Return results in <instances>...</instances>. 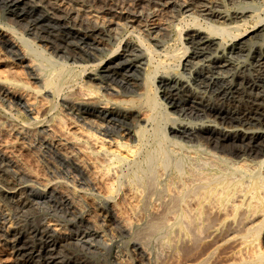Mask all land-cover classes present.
I'll return each instance as SVG.
<instances>
[{
	"label": "bare ground",
	"instance_id": "obj_1",
	"mask_svg": "<svg viewBox=\"0 0 264 264\" xmlns=\"http://www.w3.org/2000/svg\"><path fill=\"white\" fill-rule=\"evenodd\" d=\"M229 1L231 13L218 0H0L30 35L80 60L56 65L0 23V101L26 114L25 123L0 121V264H264V20L242 30L253 0ZM101 15L157 43L170 22L190 17L181 72H157L154 46L141 40L107 49L112 23ZM108 75L133 91L122 94ZM61 97L89 127L54 115ZM212 109L219 122L207 117ZM98 122L107 126L91 129ZM34 126L44 133L38 150L69 169L23 161ZM224 143L242 150L225 152ZM30 188L66 197L89 224L83 235L100 236L112 254L79 251L65 223L37 211Z\"/></svg>",
	"mask_w": 264,
	"mask_h": 264
},
{
	"label": "rangeland",
	"instance_id": "obj_2",
	"mask_svg": "<svg viewBox=\"0 0 264 264\" xmlns=\"http://www.w3.org/2000/svg\"><path fill=\"white\" fill-rule=\"evenodd\" d=\"M209 2L213 3V5H215L214 2H216V0H209ZM218 3L221 4L220 5V6H222L221 8L223 10H225L226 13L227 12L231 13V11L236 10V8L234 9L231 6L229 0H218ZM237 5H239V4H237ZM249 5H250L249 10L251 11L252 17L246 19V24L241 27L242 30L251 27L252 25H254V23L257 20H264V0H253L252 2L249 3ZM192 7H194V10H196L195 8H197L193 5H192ZM8 17L9 16L8 15L6 16V14H4L0 8V23L14 29L16 31L17 37H19L25 41L24 45H26V47H28L31 44L39 47L37 50V53L43 55L45 57V59L46 58L49 59L51 62H53L56 65H65L66 64V65L75 67L77 65V63H79L80 60L77 59L78 57L76 56V54H74V52H73L74 55L70 51H67V53L64 52L65 53L64 54L63 51L61 52L60 48L57 46L58 43H57V45H54V46H52L51 44L49 45V43L47 44L45 42L41 43L42 42L41 40H38V38H35L36 35L37 36L40 35L38 32H37L38 34L35 35V33H34V34H32L33 35L32 36L26 31L27 26L25 27L24 23L18 22V21L15 22L16 20L12 21V19L10 17L9 18ZM100 19L102 21H107V22L111 21V23L113 21H116L107 15H101ZM179 21L172 22V23L168 22L169 23L168 24L169 29L166 33V36L164 35L162 38H160V39H162V42L160 40L159 43L153 42L151 40L150 41L146 40L148 37L147 33L142 31L138 27L129 28V27L120 25V27L117 26L115 28L113 23H112V24H110V28L112 31H110L109 39H107V43H108L107 49L109 48V50H114V49H117V47L121 49L124 46L133 47L134 45H136L141 40L147 46L149 45L152 48L154 46V48L152 49L154 53L157 50L159 51V53L158 52H156L155 54L153 53V57H154V60L156 63L153 62L152 66H154L155 68H157V67L159 68V69L157 68V72H163V71L181 72L180 67H177V65H179V60L182 57L181 52L179 50L182 49V43H184V41H181V37H184L185 34L188 32V30H190L191 28L194 27V23L190 17H185V18H183V20L180 19ZM163 22H165V19L159 18L156 21V24L161 25ZM198 24L203 25V22L199 21ZM241 29H238V31H242ZM236 33H237V31L233 32L232 35H235ZM160 43L162 44L163 47L160 46L161 45ZM154 44H156V45H154ZM73 59H75L77 61V63L72 62ZM150 70H153V68H150ZM159 70H161V71H159ZM89 71H92V69L89 68V69H87L86 72H89ZM144 73L145 72H141L140 74L143 75ZM89 75L90 74H86L83 77H81L82 79L80 80V88L83 87L82 84H84L87 81L86 79ZM4 77H7V74L4 72L3 67H0V78H4ZM21 78L23 80H25L26 82L28 80V82H30L29 84L30 85L32 84L31 85L32 87L40 88V83L31 81V79L28 76L24 75ZM119 78H120L119 76L108 75L106 80L111 81L115 85L118 84L117 86L120 88V91L121 92L123 91L122 94L127 93V95H128L129 93H131V91H133V88L128 86L126 83L124 84L123 80H121V79L119 80ZM140 79H141V77H140ZM94 85H95V90L97 91L98 94H102V95H105L107 97H112V94L110 93V91L103 90V88L101 87L100 84L96 83ZM107 92L109 93V95ZM161 95L162 94L157 95V100L158 99L161 100V98H162ZM165 97H167V98H164L163 102L164 101L168 102L172 99V98H170L172 96H169V94H166ZM63 99L64 98H62V97H61V99L60 98L57 99L56 105L58 108H56L54 115L57 118L61 119L62 121L63 120L68 121L69 120L70 122H75L76 124L78 123V125H83L84 127H89L87 124V120L85 119L84 114H80L77 111H74V109L71 108V105L69 104V102H67ZM165 99H167V100H165ZM174 99L177 100L178 102H180L179 97H174ZM178 104H179V108H180V106L182 105V102H180ZM7 107H9V106L6 105L5 103H3L2 101H0V121H6V122L9 121L8 123H10V122L15 123L16 122L15 124L25 123L26 114L23 112L22 108H21L22 110L18 109V111H17V110H15V108H7ZM183 110H185V109H183ZM168 111L172 112L170 109H168ZM217 112H218L217 110L212 109L209 111V115L207 117L210 119H215L216 121L219 122V120H217L215 118V116L217 115ZM176 113L177 112H174V114H176ZM64 116H66V117H64ZM189 116L191 118L190 117H188V118L191 120H193V119L195 120L196 118H198V116H194L193 114L192 115L189 114ZM63 117H64V119H62ZM3 118H4V120H3ZM49 118H50V116L48 117V119ZM200 118L203 119L204 118L203 115H200V117L198 119L200 120ZM198 119H196V120H198ZM100 124L102 126H100ZM91 126H92L91 129H94V127L99 128V126H100V128H105L107 126V124L102 122L99 124H92ZM34 128H35V130H33ZM43 130L45 131V129H43ZM110 131H113L112 134L117 133L116 129L110 130ZM42 135H44V133H41L39 131V128L37 126H34L32 129H30L29 135L26 137V139H22L24 146H26L27 148L30 149L29 155H27V156L24 154L22 155L23 161H25L27 164L28 163L33 164L31 162V159L32 160L35 159L36 164L34 163L35 165L34 166L32 165L33 168L37 169L39 171L46 172L47 169L50 170L51 168L46 163L45 158H50L51 160H55V164L58 167H60V169H63V171L69 169L68 166H65L66 164L65 165L62 164L60 162V160L58 161V159L54 158L51 154L46 155V154H44L38 150L36 143L39 141V137ZM227 145H228V148L226 147ZM218 147H223L225 149V150L223 149V151L228 152V153H238L239 151L242 150L241 148H239L235 145H231V144L229 145L227 143H224L223 146L218 145ZM54 174L61 177V178L64 177L63 172L61 170H58V169H57V171H54ZM18 179H22V178H18ZM27 192H28L29 198L31 199L33 205L36 207L38 212H40L41 214H47L48 217L50 216V218L57 219V220L61 221L62 223H65L68 226L67 227V228H69L68 233H70V232L73 233L72 234L73 236L71 237V239H72L71 241L74 243L77 241V242H79V244L82 243L81 245H83V246H81L83 248L78 247L79 251L81 250L84 253H86L87 256L92 258V260L94 258L101 256V254H97L98 252H95L96 251L95 247L91 246V245H96L98 249L103 250L102 252H104V254H106L107 257L112 254V249H110L104 245V239L101 238L100 236L94 235V236L89 238L88 236L86 237L83 235V231H81V230H84L85 227H88L89 224L87 222L81 221L78 218V213L71 208L69 200L66 197L59 195V194H54V193H52V194L51 193L41 194V193H39V191L36 188H30L27 190ZM4 210H5V207L0 206V215H2ZM7 213L10 216H13L14 210L7 209ZM79 234H81V235H79ZM74 235H76V237ZM107 238H109V237H107ZM79 239L82 240L83 242L80 241ZM94 249H95V251H94Z\"/></svg>",
	"mask_w": 264,
	"mask_h": 264
}]
</instances>
